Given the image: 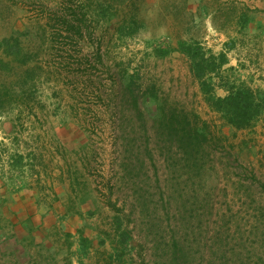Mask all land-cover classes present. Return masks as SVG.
Wrapping results in <instances>:
<instances>
[{
  "label": "rangeland",
  "instance_id": "1",
  "mask_svg": "<svg viewBox=\"0 0 264 264\" xmlns=\"http://www.w3.org/2000/svg\"><path fill=\"white\" fill-rule=\"evenodd\" d=\"M81 1L92 34L79 64L50 54L30 6L58 0H0V94L46 113L32 123L0 103V150L33 149L37 171L0 167V264H264V115L222 125L180 52H226L206 78L216 96L220 76L264 90V27L243 24L264 0ZM171 110L220 139L194 151L169 135Z\"/></svg>",
  "mask_w": 264,
  "mask_h": 264
},
{
  "label": "trees",
  "instance_id": "2",
  "mask_svg": "<svg viewBox=\"0 0 264 264\" xmlns=\"http://www.w3.org/2000/svg\"><path fill=\"white\" fill-rule=\"evenodd\" d=\"M59 6L55 9L47 8L42 3L31 2V9L36 12V16L45 20L46 29L49 38L50 54L61 59H76L82 56L86 61H89L88 54H82L80 41L85 39V35L91 36V32L86 23V16L83 12L84 4L81 0H58ZM36 8V10L34 9ZM248 20H244L245 25ZM88 37V38H89ZM58 45V46H56ZM230 49V47H226ZM99 48L95 50L96 61L100 62L107 72H110V65L102 63ZM180 52L189 61V72L192 77L199 81L200 90L205 95V101L212 112L217 114L218 120H221L222 125L231 127L235 130H243L251 127L255 121L264 115V90L254 89L249 84L236 81H231L229 77L220 76L222 84L219 85L226 92L224 96H216L214 94V85L207 82L206 78L212 77V74H218L221 68L227 63L226 52L221 51L217 54L212 50L204 49L197 41L184 42L181 44ZM82 61H79V64ZM78 69V67H77ZM229 67L228 70H232ZM121 81V80H120ZM133 80L123 86L130 89ZM32 97L29 94L16 95L10 93L7 95L0 94L1 102H18L23 105L18 110L17 114L25 120L35 123L45 120L46 113L36 111L31 105ZM171 121H167L166 128L169 135L178 136L194 151L199 149L202 143H214L220 139L219 131L208 130L206 121H202L199 126L197 122L192 125L188 121L189 118L201 120L199 115L189 112L180 113L181 121H175V110H171ZM41 116V119H40ZM178 117V116H177ZM178 123V124H177ZM224 136V135H223ZM18 140V139H17ZM211 140V141H209ZM19 145L17 144L16 147ZM0 150V167L3 169L8 167L4 174H9L12 177L24 176L29 173L31 176H36V165L33 161L36 160V152L33 149L28 151H19L18 149H7L5 146ZM41 156L39 159L41 160ZM1 169V170H2ZM40 173V172H39ZM36 184V180H35Z\"/></svg>",
  "mask_w": 264,
  "mask_h": 264
},
{
  "label": "crops",
  "instance_id": "3",
  "mask_svg": "<svg viewBox=\"0 0 264 264\" xmlns=\"http://www.w3.org/2000/svg\"><path fill=\"white\" fill-rule=\"evenodd\" d=\"M4 1L5 0H2V2H4ZM5 4H7V3H5ZM258 6H259L258 7V11L256 12L257 14H254L246 22V24L244 26V31H246L248 33H253L254 31H259L261 27H264V21L260 22L262 19H264V8L260 4ZM21 9H22V7H21ZM254 17H256V18H254ZM262 54H264V46H263V49H262ZM31 195H33V194L31 193L29 196H31ZM25 196H27V195H25ZM32 197L34 198V196H32ZM30 202H31V200H30Z\"/></svg>",
  "mask_w": 264,
  "mask_h": 264
}]
</instances>
